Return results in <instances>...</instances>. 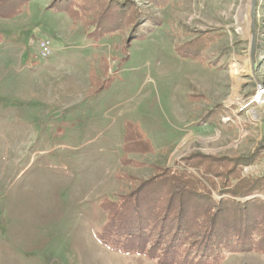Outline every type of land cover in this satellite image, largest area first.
I'll use <instances>...</instances> for the list:
<instances>
[{
	"label": "rangeland",
	"instance_id": "obj_1",
	"mask_svg": "<svg viewBox=\"0 0 264 264\" xmlns=\"http://www.w3.org/2000/svg\"><path fill=\"white\" fill-rule=\"evenodd\" d=\"M50 1L0 18V264H158L98 240L107 220L99 202L192 153L235 158L264 146V0L165 9L132 0L162 25L150 23L141 41L128 32L100 43ZM46 38L53 55L40 60ZM93 73L115 80L96 98ZM127 122L149 150L124 164ZM244 173L264 176V159ZM223 264H264V255Z\"/></svg>",
	"mask_w": 264,
	"mask_h": 264
},
{
	"label": "trees",
	"instance_id": "obj_2",
	"mask_svg": "<svg viewBox=\"0 0 264 264\" xmlns=\"http://www.w3.org/2000/svg\"><path fill=\"white\" fill-rule=\"evenodd\" d=\"M32 1L0 0V18L19 16ZM145 1L165 9L171 0ZM48 9L81 24L85 39L94 43L128 32L141 41L151 32L150 23L162 25L132 0H51ZM184 52L182 58H196H186ZM108 72L103 64L100 75ZM95 78L93 73L91 98L110 90L115 81L109 77L107 85ZM124 128L120 159L126 164L130 153L146 152L149 144L137 125L127 122ZM263 159L264 146L245 157L192 153L175 167L157 165L150 178L136 180L127 194L100 200L107 220L98 240L158 264H223L233 255H264V176L244 173Z\"/></svg>",
	"mask_w": 264,
	"mask_h": 264
},
{
	"label": "built area",
	"instance_id": "obj_3",
	"mask_svg": "<svg viewBox=\"0 0 264 264\" xmlns=\"http://www.w3.org/2000/svg\"><path fill=\"white\" fill-rule=\"evenodd\" d=\"M53 55V45L50 39H43L38 46V54L36 58L40 60H48ZM264 97V90H258L257 98Z\"/></svg>",
	"mask_w": 264,
	"mask_h": 264
},
{
	"label": "water",
	"instance_id": "obj_4",
	"mask_svg": "<svg viewBox=\"0 0 264 264\" xmlns=\"http://www.w3.org/2000/svg\"><path fill=\"white\" fill-rule=\"evenodd\" d=\"M54 264H58L57 262H55Z\"/></svg>",
	"mask_w": 264,
	"mask_h": 264
}]
</instances>
